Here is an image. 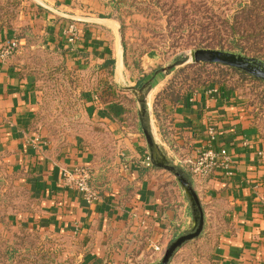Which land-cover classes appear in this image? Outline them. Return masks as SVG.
<instances>
[{
    "label": "crops",
    "instance_id": "crops-1",
    "mask_svg": "<svg viewBox=\"0 0 264 264\" xmlns=\"http://www.w3.org/2000/svg\"><path fill=\"white\" fill-rule=\"evenodd\" d=\"M30 1L37 10L32 27L44 45L66 50L74 68L83 73L88 123L85 131L63 139L38 124L42 92L33 75H23L7 53L17 41L15 34L1 30L0 177L15 175L36 209L17 225L82 240L81 264L153 263L159 254L154 247L163 250L178 232L175 228L182 224L183 229L191 218L168 209L158 185L160 169L145 166L150 154L134 109L136 96L121 85L132 74L120 47V22L103 0ZM71 26L78 32L75 43L68 41ZM109 62H114L112 77L110 69L101 68ZM163 69L140 76L153 105L168 81ZM137 79L131 87H137ZM220 92L209 97L200 90L181 106L167 104L166 127L175 150L160 134L161 147L178 167L189 170L187 161L208 144V129H216L217 145L233 156L235 174L192 176L205 212V233L213 241L206 264H264V159L258 155L264 140L236 94ZM75 166L89 168L97 201L90 203L65 185L64 170Z\"/></svg>",
    "mask_w": 264,
    "mask_h": 264
},
{
    "label": "rangeland",
    "instance_id": "rangeland-1",
    "mask_svg": "<svg viewBox=\"0 0 264 264\" xmlns=\"http://www.w3.org/2000/svg\"><path fill=\"white\" fill-rule=\"evenodd\" d=\"M103 1L114 10L120 21L123 44L125 43L127 47L129 63L131 65L139 64L147 76L155 71L160 72L163 68L170 67L182 58L188 57L192 50L208 49L189 46L192 35L199 31V23H190L184 26L185 38L180 40L174 34V28L177 27L179 21L168 22L171 5L174 3L176 6H181L184 3L200 4L199 1ZM244 1L214 0L216 4L213 9L214 13L223 14L226 17L238 10ZM225 3H228L229 7L234 10L229 12L226 8L219 9ZM34 8L35 6L30 0H0V31H12L15 34L17 41L11 44L13 48L12 61L23 75H33L36 89L42 92L43 100L38 124L42 123L53 136L63 139L86 129L88 122L84 119L85 107L82 99L85 78L83 73H78V69L74 68L72 61L66 57V52L62 53L63 51L58 47L52 49L44 45L43 36L35 32L32 27L33 17L37 12ZM188 9L193 10L192 7ZM193 17L189 19L192 20ZM203 22L205 23V20ZM196 37H200V34ZM227 43L226 41L225 49L211 48L210 50L240 53L246 57L254 58L238 50H229L226 46ZM249 45L250 43L244 44V46ZM183 67H177L167 72L169 74L167 82L173 77L175 71ZM209 70L212 71V68ZM136 77H139L138 72H133L132 78H125L121 85L123 87L135 86ZM230 86H235L236 89L227 90ZM212 87L216 86L208 85L198 88L195 94L200 90ZM218 88L236 94L237 101L241 102L252 116L264 140V111H259L256 105H250L256 99L257 93L264 95V89L257 88V85L245 84L238 78L227 80L223 86ZM128 93L135 97L133 93ZM133 104L135 105H133L134 109L139 111L138 102ZM150 118H152L151 124L154 128L153 131L155 130L154 133L156 132L157 142L162 146L163 140L153 114V101L150 106ZM159 172L158 185L162 190L168 209L171 208L172 211L191 218V222L189 224L183 222V229L182 224L175 228L178 232L162 252L150 260L153 261L150 264H157L169 244L189 231L193 221L189 201L176 178L166 171L160 170ZM17 182L18 178L15 175L3 174L0 177V264H81V256L85 252L82 240L53 237L43 234L40 230L29 231L27 228L17 225V222L26 218L27 215L36 214L33 198ZM176 234L180 235L176 237ZM211 239L204 229L203 235L199 239L185 244L177 252L171 264H206L210 260V247L213 243Z\"/></svg>",
    "mask_w": 264,
    "mask_h": 264
},
{
    "label": "trees",
    "instance_id": "trees-1",
    "mask_svg": "<svg viewBox=\"0 0 264 264\" xmlns=\"http://www.w3.org/2000/svg\"><path fill=\"white\" fill-rule=\"evenodd\" d=\"M196 1H199L200 4L184 3L181 6H176L174 3L169 8L171 14L168 16V22L172 23L179 21L177 23V27L174 28V34H176L178 39L183 40L185 38L184 26L197 22L200 24L199 31H196L192 35V39L189 40V46L198 48L204 47L208 49H225L224 46L227 41L228 43L226 46L229 48V50H238L245 53L246 55H250L251 57L264 61V0H245L238 7V10H235L233 14L227 15L226 17L223 14L217 15L214 13L213 9L216 7L214 0ZM189 7H192L193 10L190 11L188 9ZM221 8H226V10L229 12L234 10L229 7L228 3L223 4V7H219V9ZM113 14L118 20L117 15L115 13ZM190 17H193V19L190 20ZM203 20H205V23ZM198 34H200V37H196ZM245 43H250V45L244 46ZM62 51V53H65L66 50ZM80 56L84 58V55ZM124 58L125 66L130 70L131 74H133V72H138L139 74V77H137L138 79L136 86L140 88L144 87L146 85L144 77L140 78L141 75H144V72L139 64L131 65L129 63L128 51L125 43ZM111 67H114V62H109L108 64L101 66L103 69H110L108 71L109 77L114 75V71L111 70ZM209 68H212V71H210ZM249 76L250 75L235 69L209 64H192L175 71L173 77L157 94L153 105V114L157 126L160 129V134L163 136L164 140H166L170 147L175 150L174 145L169 141V132L167 131L166 127L167 104H170L174 107L181 106L184 99L186 97L192 98L198 88L208 85L221 87L225 84V82H227V80L234 78H238L245 84L257 85V88L264 89V81L262 82L258 79H255L254 77ZM235 89V86H230L227 88V90L230 91ZM250 105H256L259 111H264V95L257 93L256 99H254ZM256 128L260 132L258 125H256ZM152 169L159 170L155 167ZM182 169L192 180L193 175L191 171L186 167ZM179 235L176 234V237Z\"/></svg>",
    "mask_w": 264,
    "mask_h": 264
},
{
    "label": "water",
    "instance_id": "water-1",
    "mask_svg": "<svg viewBox=\"0 0 264 264\" xmlns=\"http://www.w3.org/2000/svg\"><path fill=\"white\" fill-rule=\"evenodd\" d=\"M120 47H124L121 28L118 32ZM214 64L228 67L246 73L256 79L264 81V61L246 57L240 53H232L221 50L198 49L192 50L188 57L177 61L174 65L163 69L170 72L177 67L186 65ZM126 91L135 94L139 105V119L141 128L146 139L152 164L155 168L166 171L176 178L183 189L192 212V227L189 231L173 240L167 247L163 257L157 264H171L177 252L187 243L199 239L204 232L206 217L200 197L195 190L192 180L184 170L178 167L167 155L165 150L157 142L153 131L149 110V91L146 87H126Z\"/></svg>",
    "mask_w": 264,
    "mask_h": 264
},
{
    "label": "built area",
    "instance_id": "built-area-1",
    "mask_svg": "<svg viewBox=\"0 0 264 264\" xmlns=\"http://www.w3.org/2000/svg\"><path fill=\"white\" fill-rule=\"evenodd\" d=\"M78 39V32L74 26L69 28V43H75ZM7 53H12L13 48L10 46ZM220 88L212 87L206 89V94L209 97L220 95ZM209 140L208 144L201 149L194 159L187 161V165L192 175L196 179H206L215 173L222 171L228 178H232L235 174L234 158L230 154L227 147L218 146V133L216 129H208ZM259 157L264 159V151H261ZM147 168H153L150 156L145 160ZM64 183L68 187H73L77 193L86 201L93 203L97 201L98 194L91 187V173L86 166H75L72 169H66L63 172ZM154 251L162 252L159 246L154 247Z\"/></svg>",
    "mask_w": 264,
    "mask_h": 264
},
{
    "label": "bare ground",
    "instance_id": "bare-ground-1",
    "mask_svg": "<svg viewBox=\"0 0 264 264\" xmlns=\"http://www.w3.org/2000/svg\"><path fill=\"white\" fill-rule=\"evenodd\" d=\"M151 104H152V96H150L149 97V108H150V106H151ZM152 119V118H151ZM154 119V118H153ZM154 129V128H153ZM155 131V130H154ZM156 133V132H155Z\"/></svg>",
    "mask_w": 264,
    "mask_h": 264
}]
</instances>
